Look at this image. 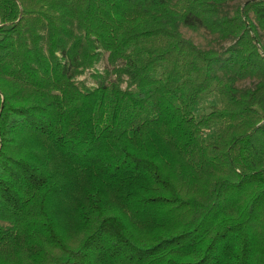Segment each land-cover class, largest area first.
Masks as SVG:
<instances>
[{"label": "trees", "instance_id": "obj_1", "mask_svg": "<svg viewBox=\"0 0 264 264\" xmlns=\"http://www.w3.org/2000/svg\"><path fill=\"white\" fill-rule=\"evenodd\" d=\"M228 1L0 0V264H264V0Z\"/></svg>", "mask_w": 264, "mask_h": 264}, {"label": "rangeland", "instance_id": "obj_2", "mask_svg": "<svg viewBox=\"0 0 264 264\" xmlns=\"http://www.w3.org/2000/svg\"><path fill=\"white\" fill-rule=\"evenodd\" d=\"M246 0H230L224 6L225 13H232L233 9L238 6L242 5ZM181 32L184 36L190 38L194 43L198 46L203 48H215V49H222L226 47L229 43L232 42L229 38H222L216 33H210L206 29L202 27H198L196 29H190L182 24L179 26ZM262 40H264V35H262ZM107 52L101 51L99 60L90 68H87L82 74L77 77V81H83L84 84L88 86H94L97 83V78L94 77L93 74L99 73L102 76V79L105 82L113 81L115 76L112 72L106 73L109 71L111 66L107 62ZM256 78L246 77L243 79H239L236 81V86L240 88L245 87H253L256 82ZM125 83H122L124 86ZM215 102L214 96H207L198 106L197 114L201 113L209 108L211 103Z\"/></svg>", "mask_w": 264, "mask_h": 264}]
</instances>
